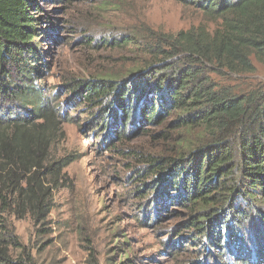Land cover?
I'll return each mask as SVG.
<instances>
[{
    "label": "rangeland",
    "instance_id": "1",
    "mask_svg": "<svg viewBox=\"0 0 264 264\" xmlns=\"http://www.w3.org/2000/svg\"><path fill=\"white\" fill-rule=\"evenodd\" d=\"M35 2L31 14L39 34L44 85L65 115L56 118L44 162L60 164L59 175L54 180L44 170L33 184L39 199L48 189L50 213L42 223L22 217L21 210L17 215L11 196L6 201L13 203L12 210L0 213V225L21 245L10 248L13 257L23 251L32 264H264V229L257 220L245 226L223 255L185 228L192 214L173 205L174 192L165 198L155 189L151 161L177 160L211 141L214 132L180 126L177 122L191 113L173 111L159 125H130L120 137L115 128L91 122L92 112H85L78 94L68 89L73 82H120L138 71L162 67L181 57L163 61L166 53L152 55L150 49L162 45L161 36L200 25L213 31L216 25L175 0ZM162 51L169 49L163 46ZM253 64L255 71L247 74L208 63L194 67L224 95L259 96L264 94V64L254 59ZM65 161L68 165L61 167Z\"/></svg>",
    "mask_w": 264,
    "mask_h": 264
},
{
    "label": "trees",
    "instance_id": "2",
    "mask_svg": "<svg viewBox=\"0 0 264 264\" xmlns=\"http://www.w3.org/2000/svg\"><path fill=\"white\" fill-rule=\"evenodd\" d=\"M175 1L215 24L214 30L200 25L161 36L162 45L153 46L152 55L166 53L163 61L181 57L162 67L152 66L120 82H73L68 89L78 94L85 112H92L91 122L115 128L120 137L130 125H159L173 111L191 113L177 122L180 126L214 132L211 141L179 159L153 160L150 167L155 169V189L165 198L174 192L173 205L191 212L185 228L224 255L250 221L257 220L264 229V94L224 95L194 65L208 63L247 74L255 71L253 59L264 64V0ZM36 5L35 0H0V213L12 210L13 203L6 201L11 196L17 215L21 210L22 217L42 223L50 213V198L44 189L39 199L34 185L44 170L54 180L59 175L60 164L44 162L52 130L65 110L59 112L58 100L44 85L39 34L31 14ZM27 175L26 187H21ZM11 247L21 245L0 225V264H32L23 251L13 257Z\"/></svg>",
    "mask_w": 264,
    "mask_h": 264
}]
</instances>
